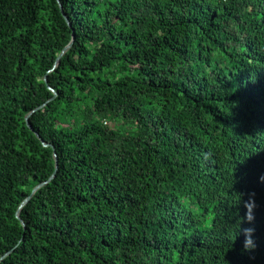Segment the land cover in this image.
Instances as JSON below:
<instances>
[{
	"label": "trees",
	"instance_id": "obj_1",
	"mask_svg": "<svg viewBox=\"0 0 264 264\" xmlns=\"http://www.w3.org/2000/svg\"><path fill=\"white\" fill-rule=\"evenodd\" d=\"M262 178L264 0H0V264H264Z\"/></svg>",
	"mask_w": 264,
	"mask_h": 264
},
{
	"label": "water",
	"instance_id": "obj_2",
	"mask_svg": "<svg viewBox=\"0 0 264 264\" xmlns=\"http://www.w3.org/2000/svg\"><path fill=\"white\" fill-rule=\"evenodd\" d=\"M60 9H61V6H60ZM62 16L65 18V20H66V22L68 23V25H70L69 22L67 21V18L65 17V15H64L63 12H62ZM73 38H74V36H72V39H71V41L69 42V44L66 45V46L63 48V50L61 51V53L57 56L53 68L56 67L57 64L59 63L60 58H61V56L63 55V53H64L65 51H67V50L70 48V46L72 45ZM53 68H52V69H53ZM44 81H45V84H47V81H46L45 78H44ZM48 88L53 92V98H54V97L56 96V92H55L52 88H50L49 86H48ZM44 106H45V104H43V105L37 107L35 110H39V109H41V108L44 107ZM35 110H33V111H35ZM33 111H32V112H33ZM32 112H30V113L25 117V123H26V126H27L30 130L33 131L32 127H31V125H30V123H29V119H28V118H29V115H30ZM35 135L38 137V139L40 140V142L42 143V145H43L44 147H48V146H49V144H46V143L43 142V140L39 137V135H38L36 132H35ZM53 155H54V159H55V169H54L53 173L51 174V176H50L46 181L37 184V185L32 189L31 193H30V194H29V195H28V196H27V197H26V198L20 203V205L18 206V209H17V211H16V213H15V217H16L21 223H22V221H21V219H20V217H19V211H20V209H21V208H22V207H23V206H24V205L30 200V198L33 196V194H34L39 188H41V187L44 186L46 183H48L49 181H51V180L54 178V176H55V173H56V170H57V163H56V161H57V157H56L55 153H54ZM22 225H23V223H22ZM7 254H8V252L5 253V254L0 258V260H2Z\"/></svg>",
	"mask_w": 264,
	"mask_h": 264
},
{
	"label": "clouds",
	"instance_id": "obj_3",
	"mask_svg": "<svg viewBox=\"0 0 264 264\" xmlns=\"http://www.w3.org/2000/svg\"><path fill=\"white\" fill-rule=\"evenodd\" d=\"M262 179H264V178H262ZM247 206L248 205H246V207ZM252 219H253V217L250 214H248L247 215V220L249 222H251ZM252 231H253L252 229H245L244 230V234H245L244 248H245L246 251H251V250H253L255 248V244H254V242L251 239Z\"/></svg>",
	"mask_w": 264,
	"mask_h": 264
}]
</instances>
